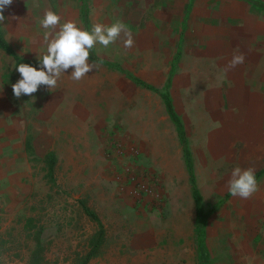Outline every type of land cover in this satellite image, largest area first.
Masks as SVG:
<instances>
[{"label":"rangeland","instance_id":"rangeland-1","mask_svg":"<svg viewBox=\"0 0 264 264\" xmlns=\"http://www.w3.org/2000/svg\"><path fill=\"white\" fill-rule=\"evenodd\" d=\"M46 10L82 30L79 9H5L0 31L18 57L45 54L39 20ZM188 47L194 48L182 43V54ZM0 64V116L27 133L32 152L26 174L23 162L15 176L2 175L11 188L9 204L0 205V264H85L101 227L103 242L87 264H264V178L254 205L207 206L202 198L207 214L200 215L198 231L194 200L191 221L173 211L167 184L157 181L153 161L135 138L113 125L104 131L82 124L87 112L72 109L74 94L60 78L50 91L40 86L32 96L16 98L11 85L20 76L1 47ZM216 129H209L214 139ZM192 144L215 151L218 143ZM249 213L251 222L241 221Z\"/></svg>","mask_w":264,"mask_h":264},{"label":"crops","instance_id":"crops-1","mask_svg":"<svg viewBox=\"0 0 264 264\" xmlns=\"http://www.w3.org/2000/svg\"><path fill=\"white\" fill-rule=\"evenodd\" d=\"M5 9H79L82 30L89 32L94 24L123 22L133 34L132 48L124 47L123 34L107 48L97 43L88 62L98 69L78 82L70 78L71 68L60 77L74 94L72 109L87 112L81 123L104 131L113 125L135 138L153 161L157 181L167 184L173 211L191 221L190 174L168 97L189 143L203 204H257L256 193L233 197L227 182L237 166L254 168L257 182L264 178V0H13ZM184 42L194 48L182 54ZM240 53L245 62L225 71ZM4 92L0 81V97ZM193 125L207 128L189 134ZM215 126L216 139L209 130ZM26 140V132L0 116V205L8 202L11 188L2 175L15 176L23 162L26 174L32 157ZM194 142L218 144L213 151L196 149ZM250 215L241 221L251 222Z\"/></svg>","mask_w":264,"mask_h":264},{"label":"clouds","instance_id":"clouds-1","mask_svg":"<svg viewBox=\"0 0 264 264\" xmlns=\"http://www.w3.org/2000/svg\"><path fill=\"white\" fill-rule=\"evenodd\" d=\"M12 3L13 0H0V25L5 22L3 15L5 8L11 6ZM60 20V16L51 10H46L39 20L40 26L45 30L43 45L46 46V51L43 55H37L38 67L25 63H20L18 66L13 65V69L20 76V79L11 85L16 98L22 95L32 96L40 86H47L50 91L57 86L59 78L70 68L73 69L69 75L70 78L77 82L82 80L86 74L99 68V65L88 62L90 50L97 43L107 48L123 34L124 47L130 49L134 46L133 34L119 20L110 26L94 24L91 32L81 30L73 21L61 24ZM244 62V54H233L225 71ZM227 188L233 197L251 198L259 190L255 169L235 167L227 182Z\"/></svg>","mask_w":264,"mask_h":264},{"label":"trees","instance_id":"trees-1","mask_svg":"<svg viewBox=\"0 0 264 264\" xmlns=\"http://www.w3.org/2000/svg\"><path fill=\"white\" fill-rule=\"evenodd\" d=\"M84 16H86L85 13H84ZM0 47L3 50L7 51L10 55H12V57L16 61V65L17 66L20 63H25V64H29V65H31L33 67H38L37 61H25L22 58L18 57L9 48V45L4 40L1 32H0ZM166 104L168 106L169 113H170V115H171L174 123L176 124V126L178 128V131H179V134H180V138H181V142H182V146H183V149H184V155H185L186 165H187L188 172L190 174V182H191L192 191H193V198H194L195 205H196L197 226H198V231H199L201 229V227H199V225H200V220H199L200 219V215L203 214V212L206 213V211L202 207V198H201L200 192H199V190L197 188V185H196V178H195V175H194L193 162H192V158H191V152H190V148H189V143H188L187 139L185 138L184 130H183V127H182V123H181L180 119L178 118V116L176 115V113L174 112V110L172 108V105H171L168 97H166ZM87 213L90 216H92L93 218H96L93 213H91V212H87ZM103 239H104V231H103V228L101 227L100 228V235H99L98 241H97L95 247L89 253V255H88V257H87V259L85 261V264H87L89 262V260L95 255V253L99 249L101 243L103 242ZM201 248L202 249L204 248L203 245H201Z\"/></svg>","mask_w":264,"mask_h":264},{"label":"built area","instance_id":"built-area-1","mask_svg":"<svg viewBox=\"0 0 264 264\" xmlns=\"http://www.w3.org/2000/svg\"><path fill=\"white\" fill-rule=\"evenodd\" d=\"M143 189H145V188L143 187Z\"/></svg>","mask_w":264,"mask_h":264}]
</instances>
